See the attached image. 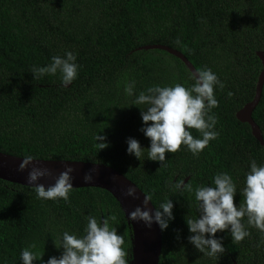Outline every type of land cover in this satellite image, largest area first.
<instances>
[{
	"label": "trees",
	"instance_id": "16d2710c",
	"mask_svg": "<svg viewBox=\"0 0 264 264\" xmlns=\"http://www.w3.org/2000/svg\"><path fill=\"white\" fill-rule=\"evenodd\" d=\"M150 44L181 51L196 70L211 69L225 85L215 87L218 107L209 113L217 117L219 136L199 154L182 145L164 162L148 159L151 140L141 131L147 106L133 105L135 99L155 85L195 83L180 58L141 48ZM68 51L80 65L71 84L64 86L59 71L34 79V67ZM259 51L264 54V0H0V151L103 163L136 183L156 208L171 199L174 220L162 230L159 264H264V232L248 225L247 216L242 223L251 235L233 243L230 229L218 231L225 252L215 257L189 242L194 233L186 222L199 216L196 188L214 186L218 173H228L239 206L252 161L264 166V144L236 116L256 95L264 68ZM133 81L128 95L125 86ZM252 116L264 139V85ZM99 134L109 144L101 151ZM129 138L144 148L140 159L128 153ZM187 177L192 191L175 188ZM89 215L101 222L116 217L110 227L124 236L132 264V227L107 190L75 188L66 202L38 198L33 187L0 179V264H23L21 253L32 243L44 262L60 257L64 250L55 241L65 231L84 236Z\"/></svg>",
	"mask_w": 264,
	"mask_h": 264
},
{
	"label": "clouds",
	"instance_id": "9594fccd",
	"mask_svg": "<svg viewBox=\"0 0 264 264\" xmlns=\"http://www.w3.org/2000/svg\"><path fill=\"white\" fill-rule=\"evenodd\" d=\"M77 56L68 51L65 57L53 56L52 63L46 67H34L31 73L34 79H39L45 74L56 75L59 71L64 86H68L77 78L80 65L76 63ZM195 83L191 87H185L179 83L174 86L149 87L146 92H141L133 105H146L141 108V116L144 127L141 131L150 138L151 146L148 148V159L164 162L166 153H175L185 145L194 154H199L209 142L218 138L215 131L217 117L210 115L211 109L218 107L214 89L225 85L218 76L208 68L197 70L194 76ZM135 82L126 84L125 91L133 94ZM231 96V93H229ZM190 129L200 132L202 138H194ZM99 141L96 145L101 150L109 144L106 136L100 134L95 137ZM128 153L141 158L144 148L138 140L129 138ZM32 155H25L19 165V171L23 172L33 163ZM75 171L67 167L55 179V183L45 187L38 183L42 178L51 176L47 168L33 167L28 173L29 185H32L38 198L56 200L62 198L68 202L73 190L71 175ZM86 182L93 180L91 172L84 176ZM175 188H184L192 191L191 183L186 185L179 182ZM127 196H136V189L128 188ZM237 186L233 177L228 173H218L214 177V186H200L195 189V199L199 202V216L196 219L186 217L189 230L194 235L188 237L192 243L204 255L211 257L221 256L225 252L222 239L216 238L218 231L230 229L233 243L241 242L251 233L246 229L242 220L248 217V225L254 226L264 232V166H257L253 160L251 170L246 175V186L242 190L243 203L239 206L235 203ZM151 197H145L143 207H136L130 213L132 221H143L148 227L153 222L159 224L162 230L169 227V222L174 220V204L171 199L160 204L153 214L148 208ZM147 209V210H146ZM88 220L85 235L78 237L75 234L63 233L60 242L55 241L57 248H63L60 257H51L43 261L44 253L35 251L37 245L32 243L26 247L21 258L23 264H34L40 260L42 264H129L128 253L124 248V236L117 233V229L110 227V221H115V216L106 217L98 221L94 216L86 217ZM210 234V237L207 235Z\"/></svg>",
	"mask_w": 264,
	"mask_h": 264
},
{
	"label": "water",
	"instance_id": "95a60500",
	"mask_svg": "<svg viewBox=\"0 0 264 264\" xmlns=\"http://www.w3.org/2000/svg\"><path fill=\"white\" fill-rule=\"evenodd\" d=\"M141 48L144 49H163L176 57L180 58L188 69L195 76L197 73L194 65L189 59L179 50L173 49L167 45L150 44ZM258 56L262 60L264 67V54L258 52ZM264 85V68L260 74L256 95L252 101L247 103L242 109H240L236 116L241 122L248 123L251 126L252 134L261 143L264 144L263 134L259 125L253 119V111L257 107ZM24 157L17 156L0 151V179L18 183L21 185L31 186L28 182V173L33 167L47 168L51 171V176L42 178L38 183L44 184L48 187L55 183L56 177L66 170L67 167L75 169L71 175L74 177L73 189L81 187H98L110 192L120 203L129 224L133 231V260L132 264H159L160 257L163 248V232L159 224L153 222L151 227H148L143 221H132L130 219V213L135 210L136 207H143V201L146 194L138 187L136 183L131 181L117 169L112 166L81 160H54V159H38L34 158L32 164L28 169L21 172L19 171V165L23 162ZM91 172L93 180L86 182L84 176L86 173ZM189 177L184 180V184L187 183ZM133 187L136 189V196H127L126 192L128 188ZM148 208L155 213L156 207L152 201L149 202ZM147 210V209H146ZM236 264V263H235Z\"/></svg>",
	"mask_w": 264,
	"mask_h": 264
}]
</instances>
